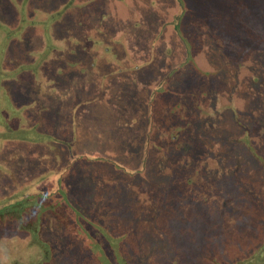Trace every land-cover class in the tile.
I'll use <instances>...</instances> for the list:
<instances>
[{
    "label": "rangeland",
    "instance_id": "374dc122",
    "mask_svg": "<svg viewBox=\"0 0 264 264\" xmlns=\"http://www.w3.org/2000/svg\"><path fill=\"white\" fill-rule=\"evenodd\" d=\"M0 7V21L13 25L20 22L17 25L18 30L15 36L17 49L14 51L13 58L22 60L26 59V56L27 58H44V62L42 61L39 69L35 71L39 75L36 85L40 90L43 88L45 91H51L53 81L56 89L54 78H59L57 74L61 72V69H64L61 62L64 58H75L76 56L78 58L81 56L78 49H81L88 53H101L104 57L92 58L94 60L103 59L105 62L106 60L114 62L118 58V65L121 64L122 70L126 64L132 67L135 64L139 65L138 62L149 60L144 63L145 71L140 69V74L132 75L133 77L138 75L137 82L140 83L135 88L140 91L143 88L141 86H144L143 83L152 86L157 81L156 89L159 96L175 99L177 96L180 98L181 95L183 101L188 102L185 107L190 106V110L185 112L183 106L182 111L177 113H173L172 110L179 108L178 106L170 105L167 108L166 103H160L158 110L156 109L158 116L156 118L167 130L168 127H171L170 124L173 122V115H175L174 124L181 122L179 128H188L192 134L191 136L188 130L187 134H180L178 143L172 139L177 134L176 129L173 133L162 130L160 135H168L169 143L167 144L170 145L172 151L174 145L183 142L180 149L182 157L186 158V155L187 158L191 157L189 158L190 162L185 165L183 174L186 177L189 176V173L197 174L194 184L188 185L182 182L175 185L173 180L176 179V173H172L170 177L165 171L155 169L153 158L147 161L143 173L137 172L141 169L142 163L140 169L134 170L128 167L131 172L127 173H130L131 177L116 171L107 164L97 163L94 167L107 170L111 175H115V178L112 177L113 181L116 179L129 183V188L142 197L141 204H137L139 219L146 218L150 213L155 214L154 225H149V229H153L157 237L160 238L162 234L167 236L163 227L168 224V227L165 228L170 229V234L178 231L184 235L188 229L189 236L198 238V242H204V238L207 236L213 237L209 233V229L211 232L217 231V226L210 225V222L215 219L217 222L218 216L207 213L208 219H205L204 216H200L199 210L202 211L208 203L211 204L208 205L209 207L216 206V203L229 196V191H233V187L235 191L237 189L239 192L234 197V201L237 203L236 213L241 216L248 215L251 218H259L260 213L264 212V202L262 205L261 201L258 202L244 189L239 191L241 186L244 187L243 183L239 181L240 178L244 173H249L252 170L247 165L248 159L249 165L256 162L264 163V115L257 116L261 112L264 113V107L257 97L258 92H264V0H0ZM137 10H140L138 19L135 15L139 12ZM121 13L125 15L121 16ZM174 27L179 28L176 30L175 36L173 34ZM98 28L109 30L102 31ZM99 35L102 37H98ZM7 40L5 39V41ZM13 43L15 44L14 41ZM13 43L10 44L12 49ZM42 46H52V49L46 51L44 55L39 54ZM90 56H94V54ZM87 58L90 59L89 56ZM26 64L33 67L31 62ZM99 65L103 66V63ZM109 67H111L110 64ZM96 75L101 76L99 72ZM90 77L92 81L93 76ZM113 82V78L108 79V85L112 84L113 86ZM125 84L128 89L127 93L135 91L130 79H126ZM103 87L105 90L101 92L102 96L106 95L109 90V87ZM99 89L100 87L93 84L88 88L89 91H98ZM148 92V89H145L143 94ZM122 94L123 92H120L117 97ZM232 98L235 99L236 114L232 110L233 105L228 106ZM54 107V104L44 103L41 107L43 115L45 117L51 115V110ZM100 107L103 109L102 106ZM148 107L149 105H147ZM200 107L206 118L204 123L195 118V113ZM212 114L214 115L211 116ZM235 115L242 116V120L239 116V124L233 120ZM139 117L143 119L145 116L140 115ZM113 118L114 115H111V122L114 120ZM154 118L155 116L152 117V120ZM45 120L49 122L48 117ZM197 121L199 123L196 125ZM62 127H65L64 123ZM112 127L113 123L109 127L106 126L101 140L106 143H120L124 147L128 145L131 137L128 139L126 132L123 134L115 132V130L112 131ZM243 132L251 133L255 137L257 148L253 144H250L252 150L244 146ZM56 136L53 133L50 139L47 138V148H51L58 142V136ZM78 136L59 138L60 142H65L75 138L78 140ZM201 141L202 143L203 141L212 143L213 148L220 153V156L208 153L209 159L213 157L210 159L212 164L203 161H208V158L202 157L204 152L201 148L198 150L200 154H197L195 144L197 143L199 146ZM227 148L229 150H226ZM241 149L245 151L244 154H241ZM38 150V152L36 149L28 150V157L31 159L30 166L32 169L39 168L40 170L37 169V171L50 174L55 180L62 169L61 158L55 155L53 159L43 152L40 153V149ZM15 151L19 152L20 149H15ZM109 151L113 153L110 144ZM157 152L154 157L163 159L166 150L162 148ZM138 153L139 151L134 158L135 165L139 163V159H136ZM231 153L234 154V158H232L233 156L229 157ZM241 155L245 165L242 161L239 163L238 157ZM226 157L232 159L226 161ZM200 161L206 165L201 172L194 168L201 166ZM176 162L177 160L174 159L173 165ZM124 163L128 162L124 161ZM239 164L243 165L239 168L241 172L235 169L232 176L239 180L236 185L230 184L232 178L227 182L229 174L225 168L232 172L233 166L239 167ZM244 166L245 169H249L248 172L245 171ZM213 176L217 181L210 180ZM259 180L255 181V185L264 190V185ZM213 182H215L214 185L211 184ZM115 185L111 183L110 188L115 189ZM177 185L182 187L183 194H179ZM226 185L227 187H225ZM93 186L96 187L95 181H93ZM1 188L2 186H0ZM62 189L66 194L68 191H72L67 187ZM152 190L156 193L153 198L149 194ZM205 191H209L208 195H205ZM165 194H168L170 199L166 198ZM179 195L182 196L180 201L177 200ZM156 196L159 198L157 199ZM0 202H2L1 199ZM175 202L176 204L184 202L189 213L175 210ZM7 203L9 204L10 201ZM192 205L201 207L197 206L192 209ZM70 207L71 217H74L75 207ZM59 210L61 211L62 208ZM132 210L134 212L135 207L127 213L130 215ZM33 216L37 217V214H33ZM142 224L143 222L131 235L127 236L124 246L126 249L122 248L124 253L130 254L133 261H136L139 258L138 255H141L140 252L138 254L136 247H133V243ZM179 224L184 226L183 229L177 228ZM11 225L15 228H11ZM0 227L2 229L5 227L4 230L0 229V264H10L11 262L31 264L35 259L42 260L40 256L35 258L36 249L28 245L29 237L33 239L32 245L36 248L40 244L47 248L48 252L43 259L44 264H90L91 256H88V253L95 254L100 261L102 260V264H106L105 251L111 250L116 254L123 253L120 239L112 238L108 234L109 232L106 234L105 245L99 243L100 246L94 238L90 239L91 236L85 231H66L64 226L49 217H44L37 224L38 231L33 232L31 230L36 229L32 228L29 229L28 234L24 233L29 230L21 228L12 218L2 219ZM206 227L209 228L207 232L205 231ZM171 228L173 229L171 230ZM219 236L222 235L219 233ZM195 245L196 243L193 245L189 243V239L186 240L184 251L191 252ZM159 248L167 249L166 246H159ZM109 263L112 264L110 261Z\"/></svg>",
    "mask_w": 264,
    "mask_h": 264
},
{
    "label": "trees",
    "instance_id": "16d2710c",
    "mask_svg": "<svg viewBox=\"0 0 264 264\" xmlns=\"http://www.w3.org/2000/svg\"><path fill=\"white\" fill-rule=\"evenodd\" d=\"M15 25L0 21V48L2 50L0 52V186H2L0 189V199L2 200L0 202V224L2 219L12 218L24 230L35 228L36 230L31 231L36 232L38 231L37 224L44 217H49V219L53 218L61 226H64L66 231H85L91 236L90 239L94 238L98 245H105L106 234L109 232L108 234L112 238L120 239L122 249L127 242V236L131 235L137 226L143 222L141 230L135 236L133 243V247H136L138 254L141 253V255H138L139 258L133 261V258L129 256L130 254L124 253L126 247L122 249L123 253L117 254L107 250L104 255L107 261L106 264H110L109 261L112 264H118L119 262L120 264H264V212L260 213L259 218H251L248 215L241 216L236 213L235 206L237 203H235L234 197L239 192L237 189L235 191L234 187L232 188L233 191H229V196L216 203V206L209 207L208 205L211 204L208 203L202 211L199 210L200 216H204L205 219H208V214L218 216L217 222L216 219L210 222V225L217 226V231L213 230L211 232L209 228H205L206 232L209 229V233L213 237L207 236L204 238V242H198V238L189 236L190 231L188 229H186L184 235L178 231L170 234V229L165 228L168 227V224L163 227L167 232V236L162 234L159 238L153 229H149V225H154L155 214L150 213L146 218L139 219L137 204H141L142 197L129 188V183L120 182L116 179L113 181L112 177L115 178V175H111L107 170L94 168L97 163L107 164L116 171L131 177L132 175L127 173L131 172L128 167L134 170L140 169L142 163L141 169L137 172L143 173L147 161L153 158L155 169L165 171L170 177L172 173H176V179L173 180L175 185L182 182L188 185L194 184L197 174L189 173L188 177L183 174L185 165L190 162L189 158H191H187V155L186 158L182 157L180 149L183 142L174 145L173 151L171 150L170 145L167 144L169 143L168 135H160L162 130L164 131L166 128L157 120L158 116L156 114V109L158 110L160 103H166L167 108L170 105L178 106L179 108H175L178 110H172L173 113L182 111L183 106L184 111L188 112L190 106L185 107L188 102H184L181 95L180 98L177 96L175 99H169V97L159 96L155 88L150 95H147L149 99L145 98L142 102V109H139V107L134 110L128 107L126 111L115 109L117 102L114 104L115 106H111L110 112V110L105 109L107 106L104 105L102 93H96L95 98L87 94L86 87L89 81L91 82L89 70L94 66V62L92 63L84 54L82 55L81 49L78 50L81 52V56L78 58H76L77 56L75 58H64L61 62L64 69H61V72L57 74L59 78H54L56 89L53 81L51 91H45L43 88L40 90L36 85L39 75L35 71L44 62V58H27V56L24 60L13 58L14 51L17 49L15 36L18 28ZM5 39L8 40L5 41ZM11 43H13V49ZM51 49L52 46H42L39 54L44 55L46 51ZM29 62L32 63L33 67L26 64ZM258 93L256 95L264 107V92ZM116 101H119V97ZM44 103L55 105L51 110V115L46 116L49 118V122H46V117L41 110ZM97 104H99L98 109ZM231 104L233 105L232 110L236 114L234 98L228 106ZM100 105L103 109L100 108ZM147 105H149L148 108ZM262 114L264 115L261 112L257 116ZM108 115H114L112 131L115 130V132L123 134L126 132L128 139L131 137L129 144L125 147L120 143H106L101 140V136L106 131L105 117ZM140 115L145 117L142 119L139 117ZM153 116H155L154 120H152ZM174 116L172 125L170 124L171 127H168L166 131L173 133L176 129L177 134L172 139L178 143L180 134H187V130L188 133L190 132L188 128H179L181 122L174 124ZM239 116L242 117L241 115L233 117L236 124H239ZM195 118L201 123H204V120L206 121L201 107L195 113ZM199 122L197 121L195 124L197 125ZM63 123L65 127H62ZM53 133L58 136H56L58 142L51 148H47L46 140L47 138L50 139ZM75 135H79L78 140L75 138L72 141L60 142L59 137H73ZM190 135L192 136L191 133ZM242 136L244 146L252 150L251 145L253 144L257 148L256 139L251 133L243 132ZM191 141L193 145V138ZM109 144L113 149V153L109 151ZM195 145L197 154H200L198 152L200 148L203 150L202 157L208 158V161H203L208 164L213 163L210 161L213 157L209 159L208 153H212L214 156L220 154L213 148V144H209L207 141H203V143L201 141L199 146H197V143ZM162 148L166 150L164 158L154 157V155H157V151ZM15 149H20V151H15ZM29 149H36L37 152L40 149V153L43 152V154H47L53 159L55 155L61 158L60 165H62V169L55 180L50 174L47 175L37 171V169L40 170L39 168L32 169L30 166L31 159L28 157ZM226 150H229V148ZM138 151V158L136 159H139V163L135 165L134 158ZM240 152L241 154L245 153L243 149ZM173 155L177 156L174 157ZM231 156L234 158V154L231 153L229 157ZM229 157H226L225 160L230 161L232 158ZM238 158L239 163L240 161L244 163L242 155ZM174 159L177 160L175 165H173ZM124 161L128 163L125 164ZM200 164L201 166L194 167L197 168L196 171L200 170L201 172L206 166L202 161H200ZM35 165L37 166V164ZM247 165L252 170L249 173H244L240 180H236L232 176L235 169L241 172L239 168L243 165L233 166L232 170H234L232 172L225 168L229 174L227 182L232 178L230 184L234 183L236 185L239 180L244 185V187L241 186L239 191L241 192V189H244L247 194L253 195L258 202L261 201L262 203L264 202V190L258 188L255 181L260 179V183L264 185V163L256 162L249 165L248 159ZM243 168L245 169V166ZM245 171L248 172L249 169H245ZM96 179L100 180L97 181ZM210 180L217 181L214 176ZM93 181L96 182V187L93 186ZM111 183L116 184L115 189L110 188ZM211 184L214 185L215 182ZM63 187L70 188L72 191H68L66 194L62 189ZM176 187L177 190L179 189V194H183L182 187L180 186V188L178 185ZM208 193L209 191H205V195H208ZM149 194L152 195V198L156 195L154 190L150 191ZM240 195L242 194L240 193ZM249 195L248 197H250ZM161 196L163 197L162 194ZM165 197L170 199L168 194H165ZM156 198L159 197L156 196ZM180 198H182L181 195L177 197V200L180 201ZM8 201H10L9 204ZM70 206L75 207L74 217H71ZM197 206L201 207L200 205H192V209ZM133 207H135V210L134 212L132 210L129 215L127 211H130ZM60 208H62L61 211ZM120 209L124 210L121 211ZM149 210L151 211V209ZM175 210L188 212L184 202H181V204L175 202ZM33 214H37V217ZM183 227L180 224L177 225L180 230ZM11 228L15 227L11 225ZM0 229L4 230L5 227L3 229L0 227ZM28 232L30 230L24 234H28ZM219 233L222 236H219ZM168 234L170 235L168 236ZM188 239L192 245L196 243L195 248H191L192 251L189 253L184 251V242ZM27 242L29 246L36 249L35 258L40 256L42 259L41 262L35 259L31 264H44L43 259L48 252L47 248L43 244H40L37 248L33 246L31 237L27 239ZM159 246H166L167 249L159 248ZM88 256H91L90 264H102V260L100 261L95 254L88 253ZM10 264L18 263L11 262Z\"/></svg>",
    "mask_w": 264,
    "mask_h": 264
},
{
    "label": "crops",
    "instance_id": "0c3cea01",
    "mask_svg": "<svg viewBox=\"0 0 264 264\" xmlns=\"http://www.w3.org/2000/svg\"><path fill=\"white\" fill-rule=\"evenodd\" d=\"M137 11H139V12L136 13L135 15H136V17L138 19V15L140 13V10H137ZM122 15L124 16L125 14L121 13V16ZM112 25H114V24H112ZM177 29H179V28H177V27L173 28L174 36H175V32H176ZM98 30L107 31L109 29H107V28L106 29L105 28L104 29L98 28ZM98 37H102V35H99ZM102 46H105V45L102 44ZM110 48H113V47H110ZM83 54L86 57L89 56L90 60L92 61V63L94 62V64H93L94 66L89 70L90 71V76H93V80L91 82L89 81V84H87V87H86L88 96L91 95L92 98H95L96 93L100 92V94H101V92L105 90L103 86H106L107 88L109 87V90L106 93V95H104L102 97L104 99V103H105L104 105H108V106L111 107L112 105L115 106L114 104L118 102V104H116L117 107H114L115 109L117 108V109L123 110V111H126V108H128V107L129 108L131 107L130 109H132V110H134V109H136L138 107L140 109H142V107H143L142 102L145 100V98L149 99V96H147V95H150V93L153 92V90L156 88V84L158 82L156 81V83H154L152 86H150V84L149 85H145L143 83L144 86H141L143 88L139 91V90L136 89L137 86L140 84V83L137 82L138 75H136L137 77H133L132 75L133 74H140L141 70L145 71L144 63L145 62H149V60L142 61L141 63L138 62L139 65L135 64V66H132V67L128 66L127 64L126 65L123 64L124 65L123 66L124 69L122 70L121 64L118 65V63H119L118 58L114 62H107V60L105 62L103 59H97V60L92 59V58H104L103 55H101V53H93V52L92 53H88L87 51H82V55ZM91 54H94V56H90ZM105 56H107V55L105 54ZM126 58H128V57L126 56ZM100 63H103V66L99 65ZM109 64L111 65V67H109ZM97 72H99L101 74V76H97L96 75ZM130 75H131V77L129 78ZM102 78H103V80H102ZM110 78L114 79L113 86H112V84L108 85V79H110ZM121 79L123 80V82H122ZM126 79H130L133 87L134 88L136 87L134 92H132V93L128 92L127 93L128 89L125 87ZM91 84H93L94 86L100 87V89L98 91H96V90L89 91L88 88L91 86ZM145 89H148L149 92L144 95L143 92H144ZM120 92H123V94L119 97V101H116L117 98H118L117 96H119L118 94ZM122 105H124V106H122ZM97 107H99V104H97ZM105 109L110 110L112 108H107L106 107ZM110 112H111V110H110ZM110 118H111V115L110 116L108 115L107 117H105L106 125L108 127H109L110 124H112V122L110 121ZM140 140L142 141V139H140Z\"/></svg>",
    "mask_w": 264,
    "mask_h": 264
}]
</instances>
